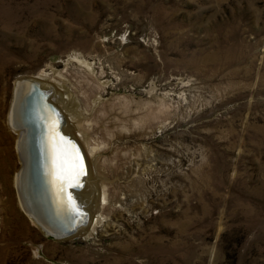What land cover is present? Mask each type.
I'll return each instance as SVG.
<instances>
[{
    "label": "rangeland",
    "instance_id": "rangeland-1",
    "mask_svg": "<svg viewBox=\"0 0 264 264\" xmlns=\"http://www.w3.org/2000/svg\"><path fill=\"white\" fill-rule=\"evenodd\" d=\"M43 70L79 106L86 235L18 202L9 111ZM0 217V264H264V0H0Z\"/></svg>",
    "mask_w": 264,
    "mask_h": 264
},
{
    "label": "bare ground",
    "instance_id": "bare-ground-1",
    "mask_svg": "<svg viewBox=\"0 0 264 264\" xmlns=\"http://www.w3.org/2000/svg\"><path fill=\"white\" fill-rule=\"evenodd\" d=\"M89 66L91 69L92 66ZM60 97L65 100L63 99V102L62 100L59 102L64 103L66 107H68L67 109L61 108L57 100V98L59 99ZM65 97H67L69 101H67ZM47 99L55 103L61 109L66 121H68L67 124H72L74 129L78 126L76 115L78 114L77 110L79 106L77 101H75L76 98L70 92L69 94L63 93V96L57 95L55 85L49 82L45 70L40 72V74L19 80L12 101L11 121L14 126L12 128L16 134H19L17 128L23 131L20 140V156L24 165L18 176L16 173L15 187L17 185L20 193L18 202H20L22 210L24 209L26 211L25 214L32 221L37 223L47 233L48 231L63 233L74 223L75 215L73 213L74 210H72L69 205V200H67L65 192H63V190L59 192L56 190L54 184L57 178L55 169L53 171L51 168L49 171V166H47L46 162L47 151L50 146L49 141L53 136L50 133V128L56 123L54 114L45 103ZM65 111H69L68 113L70 116H67L68 113ZM43 119L46 120L47 123H45ZM65 128L67 132L73 134L79 141L84 139L81 138L83 136L85 137L82 131L78 132L77 130L73 133L69 130L71 128L68 129L67 126H65ZM25 136H27V139L23 144ZM27 146L28 149L26 150ZM88 177L87 183L83 188L84 190L87 188ZM78 191H76V195L87 212V218L71 236L92 233V231L96 229V226L103 220V217L100 215L96 216L92 213L93 211L91 208L86 206L88 202L86 203V201L82 199L83 195L80 196ZM106 199V195H104V200Z\"/></svg>",
    "mask_w": 264,
    "mask_h": 264
},
{
    "label": "water",
    "instance_id": "water-1",
    "mask_svg": "<svg viewBox=\"0 0 264 264\" xmlns=\"http://www.w3.org/2000/svg\"><path fill=\"white\" fill-rule=\"evenodd\" d=\"M45 103L56 118V123L50 128L53 136L49 141L46 156L48 170L55 169L56 190H63L71 208L76 209L74 223L65 232L48 231V234L55 237H64L74 233L79 225L86 221L87 212L81 205L76 191L82 190L87 183L89 164L81 142L65 130L67 121L64 113L52 101L47 99Z\"/></svg>",
    "mask_w": 264,
    "mask_h": 264
},
{
    "label": "flooded vegetation",
    "instance_id": "flooded-vegetation-1",
    "mask_svg": "<svg viewBox=\"0 0 264 264\" xmlns=\"http://www.w3.org/2000/svg\"><path fill=\"white\" fill-rule=\"evenodd\" d=\"M12 107V106H11ZM9 123H10V125L12 126V127H14L13 126V124H12V121H11V108H10V111H9ZM66 126V125H65ZM19 131V134H18V138H17V140H16V150L18 151V153H19V155H20V151H21V149H20V140H21V137H22V134H23V131H21L19 128H17ZM66 129V128H65ZM69 133V132H68ZM26 139H27V136H25V140H24V142H23V144L25 143V141H26ZM20 158H21V156H20ZM21 162H22V160H21ZM23 163H21V167L18 169V171L16 172L17 173V176H18V174H20L21 173V168L23 167ZM16 190L18 191V196H20V193H19V190H18V187H17V185H16ZM84 190V189H83ZM83 190H79L78 192H79V195L81 196V192L83 191ZM24 210V209H23ZM24 212L26 213V211L24 210Z\"/></svg>",
    "mask_w": 264,
    "mask_h": 264
},
{
    "label": "snow or ice",
    "instance_id": "snow-or-ice-1",
    "mask_svg": "<svg viewBox=\"0 0 264 264\" xmlns=\"http://www.w3.org/2000/svg\"><path fill=\"white\" fill-rule=\"evenodd\" d=\"M82 174V173H81Z\"/></svg>",
    "mask_w": 264,
    "mask_h": 264
}]
</instances>
